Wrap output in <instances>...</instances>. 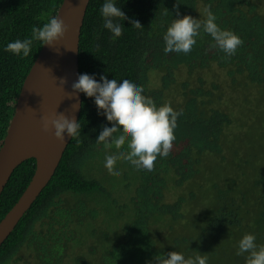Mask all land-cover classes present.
I'll use <instances>...</instances> for the list:
<instances>
[{
  "label": "trees",
  "instance_id": "1",
  "mask_svg": "<svg viewBox=\"0 0 264 264\" xmlns=\"http://www.w3.org/2000/svg\"><path fill=\"white\" fill-rule=\"evenodd\" d=\"M61 1L0 0V145L22 81L42 44L35 41L28 57L5 48L10 42L30 38L33 27L47 23ZM104 2L90 0L87 6L79 38V74L92 75L98 82L102 75L118 82L128 79L142 86L143 94L158 107L167 103L177 112L182 110L173 148L168 157L157 158L152 171L127 164L124 173L139 175L135 190L118 202L106 194V201L103 189L85 173L95 154L117 152L114 146L106 150L96 143L103 126L112 125L98 114L94 98L81 93V134L70 140L50 181L2 243L0 264L34 235L39 221L46 227L39 236L50 232L51 239L60 237L57 244H69L72 228L84 222L96 225L95 230H88L91 236H80L78 243L97 239L100 247L93 243L88 257L78 256L71 264H156V256L171 251L185 258L205 256L210 242L244 227L245 234L255 235L264 244V206L253 214L255 201L264 202V170H246L244 151L229 136L239 133L244 141L241 131L250 124L246 121L234 132L232 122L238 110L227 103L228 98L217 99L229 88L254 86L263 92L253 101L250 97L248 104L252 101L254 111L264 108V0H179V18L190 15L203 20L205 9H210L222 30L243 40L230 58L212 47L214 41L202 29L190 53L163 51V36L177 18V0H114L128 17L119 21L124 26L120 37L104 27ZM130 21H139L142 27L136 28ZM234 70L239 73L233 74ZM120 151H127L126 145ZM215 161L227 166L223 173L212 169L218 182H209L207 176L201 180L203 163ZM33 171V159L14 170L0 195V220ZM192 214L195 219L189 217ZM103 223L106 226L98 229ZM113 224L118 227L116 238L109 234ZM175 227L184 229L176 233Z\"/></svg>",
  "mask_w": 264,
  "mask_h": 264
},
{
  "label": "clouds",
  "instance_id": "2",
  "mask_svg": "<svg viewBox=\"0 0 264 264\" xmlns=\"http://www.w3.org/2000/svg\"><path fill=\"white\" fill-rule=\"evenodd\" d=\"M179 3L177 0V18L170 23L163 36V51L166 54L190 53L201 29L211 36L214 41L212 47L218 48L229 58L236 54L243 40L230 30H222L215 22L216 16L210 9H205L206 18L203 20L190 15L179 18ZM101 15L104 18V27L114 37H120L124 26L119 21L128 17L116 6L114 0H105ZM130 22L136 28L142 27L139 21ZM67 30L64 21L58 16H53L42 27H33L30 38L10 42L5 51L28 57L35 41L54 47ZM62 81L66 83L65 80ZM100 81L92 75L80 74L71 87L72 93H83L86 97L94 98L98 114L104 115L112 125L103 126L96 140V143L103 144L106 150L114 146L118 152V155H106L105 168L110 175L118 176L120 173L115 171V165L118 160H123L137 170H154L157 158L168 157L173 148L177 119L183 114L182 110L177 112L167 103L158 107L152 98L143 94L142 86H137L128 79L118 82L102 75ZM69 98H72V95ZM72 107L77 109L75 104ZM42 124L46 132L54 129V137L61 144L65 143V133L72 140L81 134V125L75 117L69 118L63 113L42 117ZM125 145L127 151H120ZM236 255L245 256V264H264V244L257 245L255 235L245 234L238 241ZM155 260L156 264H207L206 256L197 254L185 258L177 251L168 252L164 257L156 256Z\"/></svg>",
  "mask_w": 264,
  "mask_h": 264
},
{
  "label": "water",
  "instance_id": "3",
  "mask_svg": "<svg viewBox=\"0 0 264 264\" xmlns=\"http://www.w3.org/2000/svg\"><path fill=\"white\" fill-rule=\"evenodd\" d=\"M89 1H61L54 16L62 19L68 30L54 47L41 45L18 91L0 145V195L23 162L33 159L34 171L23 192L0 220V247L50 181L71 140L65 133V143L61 144L54 137V129L44 131L42 117L63 113L78 121L82 95L72 93L71 85L80 75L79 38ZM73 104L77 105L76 110Z\"/></svg>",
  "mask_w": 264,
  "mask_h": 264
},
{
  "label": "rangeland",
  "instance_id": "4",
  "mask_svg": "<svg viewBox=\"0 0 264 264\" xmlns=\"http://www.w3.org/2000/svg\"><path fill=\"white\" fill-rule=\"evenodd\" d=\"M237 73H239L238 70L233 71V74ZM262 92L263 91L260 88L254 86H236L229 88L228 91L223 94V97L217 98L219 100L228 98L227 103L234 105L236 110H238L235 112V117H233L232 130L235 127H237L238 130H241L242 126H245L246 121H249L250 127L241 131L245 133V144H243V139L240 141L241 137L239 136V133H229L233 144L235 146L239 144L244 151V157L248 161L246 170H264V108L257 111H254L251 108L252 101ZM250 97L252 98V101L248 104ZM233 131L237 132L236 129ZM114 150L115 147H113V151ZM106 155L107 154L105 153L95 154L93 165L92 167L89 166L90 169L85 174L90 180L97 183L103 189L105 193V196L103 197H105L106 201H109L106 194H109L108 197H114L117 202L124 200V198H129L139 181V175L133 171L130 173H124L125 167L129 162L123 160H118L115 165V171L119 172L120 175H110L104 166ZM114 155H118V152L114 153ZM226 168V165L216 161L210 164L203 163V170L200 174L201 180L205 181L208 177L209 182L215 179L217 183L218 177L213 175L211 172L212 169L223 173V170ZM168 189L169 188L166 187L164 192L166 191L169 196L171 191L169 192ZM80 203H84L83 198ZM263 206V201L256 200L253 214H256V210ZM252 207L254 208V205H252ZM101 208L108 209L106 206ZM100 213L105 214L106 211H101ZM189 217L195 219L194 214ZM105 226L106 224L103 223L97 228L102 229ZM163 226L166 227L167 224L164 223ZM251 226L253 227V225ZM89 228L95 230L96 225L91 222H84L75 230L72 228L69 244H57L60 239L59 236L55 235L51 239L52 233L50 232L43 233L42 236H39L40 231L46 229V227L39 221L34 229V235L26 238L22 245L5 261V264H71V262L76 261L78 256L86 258L89 256V249L92 247L93 243L96 248L100 247L97 239L85 238L81 240L80 244L78 243L80 236H91L88 231ZM110 228L112 231L109 234L112 238H116L118 227H115L113 224ZM183 229L184 228H174L176 233H180ZM245 232L246 227L241 230H233L221 236L214 242H210L208 250L205 251L207 261L211 264H245V256L247 254H245V256L236 255L238 241L243 235H245ZM156 235L158 234L156 233ZM256 243L257 245H261L259 238ZM90 259L94 261L92 256Z\"/></svg>",
  "mask_w": 264,
  "mask_h": 264
}]
</instances>
